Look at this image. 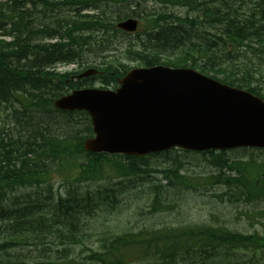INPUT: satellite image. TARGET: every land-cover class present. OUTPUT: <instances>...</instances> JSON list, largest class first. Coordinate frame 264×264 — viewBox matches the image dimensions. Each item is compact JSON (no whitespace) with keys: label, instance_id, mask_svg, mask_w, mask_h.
<instances>
[{"label":"trees","instance_id":"trees-1","mask_svg":"<svg viewBox=\"0 0 264 264\" xmlns=\"http://www.w3.org/2000/svg\"><path fill=\"white\" fill-rule=\"evenodd\" d=\"M162 1L186 6L197 15L140 13L128 8L108 17L101 5L106 0H0V37L10 38H0V264H259L264 260V234L243 233L217 223L105 232L99 238V249L85 244L86 220L104 204L116 207L122 188L116 184L93 189L82 186L106 177L111 169L121 177H140L148 173L149 166L137 163L147 156L86 152L83 141L93 135L88 113L54 108L56 98L100 77L116 88L129 68L118 59L102 61L96 65L101 76L75 81L68 73L54 82L55 64L83 60L81 44H89L102 33L101 41L106 42V31H101L108 25L113 33L126 34L116 23L137 17L144 30L124 54H132L140 65L192 67L264 98V75L259 76L263 73L256 68L264 56V0H251L253 7L247 11L232 4L222 7L223 2L221 7L212 4L220 0ZM38 5H44L45 13L37 10ZM71 6L75 14L65 18L61 13L53 20L57 28L36 23L40 15L51 13L56 18V12ZM89 7L96 12L82 13ZM85 32L97 33L85 36ZM225 152L203 153L211 154V162L220 168L227 165L238 171L236 180L210 176L229 189L217 196L248 202L264 198V178L260 179L253 165L264 163L259 165L254 158L230 161L224 158ZM157 155L161 154L148 156ZM174 161V167L162 173L167 178L174 176V184L188 185L189 179L180 173L181 162ZM57 179L65 191L55 188ZM152 194L154 209L170 207L160 186L155 185ZM77 245L87 251L76 254ZM19 247L37 251L28 254L31 261L25 260L22 252H14Z\"/></svg>","mask_w":264,"mask_h":264},{"label":"water","instance_id":"water-1","mask_svg":"<svg viewBox=\"0 0 264 264\" xmlns=\"http://www.w3.org/2000/svg\"><path fill=\"white\" fill-rule=\"evenodd\" d=\"M138 19L118 27L134 32ZM97 73L89 70L83 76ZM117 91L75 90L55 102L64 110H86L95 137L91 152L141 156L180 147L193 151L264 147V100L192 68L159 65L131 70Z\"/></svg>","mask_w":264,"mask_h":264},{"label":"rangeland","instance_id":"rangeland-1","mask_svg":"<svg viewBox=\"0 0 264 264\" xmlns=\"http://www.w3.org/2000/svg\"><path fill=\"white\" fill-rule=\"evenodd\" d=\"M106 1L107 3L103 2L101 5L103 6L102 11H104L108 17H112V13L114 12L125 13L128 11V8L139 10L140 13L143 12L142 10L156 14L162 11H172L175 15L182 17L189 15L191 16L190 18L194 16L193 14H196L186 6L181 7L177 4H166V2L162 0H122V2H118L117 0ZM240 1L241 0H220L219 2L215 1L216 3L212 4H216L221 7L220 3L223 2V7V5L226 4L227 6L231 3V6H234V8L239 11H247L253 7L251 6L253 5L251 0H246L242 4L238 3ZM254 1L257 2V0ZM76 2L77 5L80 3V1ZM28 6H30V4ZM43 6L38 5L39 9L37 8V10H41L45 13L44 10L46 9ZM91 7L95 8L93 4H91ZM72 8V6L70 8L66 7L62 10V12H56L58 15L56 18L55 16H51V13L46 14V16L40 15V20L36 21V23L43 24L44 28H57L55 24H53V20L59 19L61 17V13L65 14V18L69 15L75 14V12L72 11ZM90 12H96V9L95 11L90 9ZM82 13H89V11L84 12V10H82ZM115 14L116 13H114V15ZM220 28L221 27H217V29H214L220 30ZM143 30L144 28L142 31ZM105 31L108 39L106 42L101 41L102 35L104 34L102 33L100 36L93 38L89 44L84 43L80 45L83 60H85L84 62H112L118 59L119 61L121 60L127 67L138 66L140 63L139 61L133 60L132 54H124L127 45L129 43H135L138 39L137 34H115L111 31V27L109 25L107 29H104L101 32ZM89 33L92 34L93 32H85L84 35L89 36ZM96 33L97 32H94V34ZM102 48H104L103 50L108 51L102 52ZM83 60H78V62L84 63L82 62ZM258 62H260V59ZM74 66L75 65H61L57 70H70ZM262 75L263 74L259 72V76ZM97 86L101 87L102 84L97 83ZM220 152L221 151H215V154ZM224 158H227L230 161H248L252 160L251 158H254L260 165V163H264V150L255 148L227 150L224 154ZM176 159L181 162L180 166L183 167V170H181L180 173L186 174L189 179L188 185L178 186L176 183L172 184L174 182V176L171 175L172 178H167L165 174L162 173L164 168L174 167V160ZM211 159V154L196 152L187 153L183 150L174 149L167 154L147 156L142 161L137 160V163L141 165L142 163H147L149 166L148 173H144L140 177H121L111 169L109 172H105L106 177L99 179L96 182H91L88 185H83L82 187L84 189H93L113 184L122 188L121 191L118 192L120 201L116 207L112 208L110 205L104 204L101 207V210L86 220V235L84 236L85 244L91 248L99 249L101 245L99 238L105 232L120 234L124 231L138 230L145 227L159 228L161 226L194 225L202 223L225 224L227 227L243 233L257 232L264 234V198H256V201L254 202H248L245 198L242 199L243 201H236L237 198L230 201L227 197L221 200L217 195L229 189L224 183H217L215 180L211 179L210 176L216 177V175H220L223 178L227 176L237 178L238 171L230 170V167L227 165L220 168L218 165L212 163ZM147 165L143 164L146 168ZM253 165H255V170L259 169L260 179L263 180L264 165ZM54 183L56 189L65 191V188L61 186V181L59 179L54 181ZM155 185L160 186L164 195V200H170L168 203L170 207L154 209L151 206L152 197H154L152 192L154 191ZM2 240H0V242ZM82 249V245H77L75 247V253L80 254ZM36 251V249H31V247L24 249L19 247L16 248L14 252H22V259L24 258L25 260H30L32 259L30 256L35 254ZM19 259L22 260L21 258ZM259 264H264V260H261Z\"/></svg>","mask_w":264,"mask_h":264},{"label":"bare ground","instance_id":"bare-ground-1","mask_svg":"<svg viewBox=\"0 0 264 264\" xmlns=\"http://www.w3.org/2000/svg\"><path fill=\"white\" fill-rule=\"evenodd\" d=\"M231 2V1H230ZM231 4V3H230ZM231 6V5H230ZM149 67V66H148ZM56 101V100H55ZM55 101H54V103H55ZM186 175V174H185ZM37 184V183H36ZM36 184H35V186H36ZM174 184V183H173ZM165 185V184H164ZM175 186V185H174ZM178 186H179V184H178ZM183 186V185H182ZM173 187V186H172ZM35 188V187H34ZM45 188V187H44ZM238 190V189H237ZM21 192H22V190H21ZM24 192V191H23ZM22 192V193H23ZM18 193V192H17ZM15 194V193H14ZM63 196V195H62ZM26 201V200H25ZM30 201V200H29ZM24 204V203H23ZM22 205V204H21ZM91 206V205H90ZM21 207V206H20ZM85 214V213H84ZM2 220V219H1Z\"/></svg>","mask_w":264,"mask_h":264}]
</instances>
